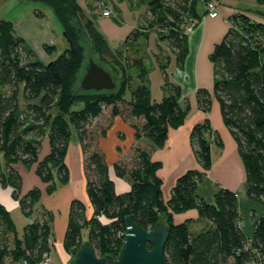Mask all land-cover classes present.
Listing matches in <instances>:
<instances>
[{
	"label": "trees",
	"instance_id": "1",
	"mask_svg": "<svg viewBox=\"0 0 264 264\" xmlns=\"http://www.w3.org/2000/svg\"><path fill=\"white\" fill-rule=\"evenodd\" d=\"M31 1L45 3L53 9L67 48L44 63L24 38L17 35L13 22L0 19V156L3 159L0 184L11 187L21 213L29 218L19 236L9 211L0 203V264H39L44 254L49 255L51 212L44 209L41 218L32 217L42 190L33 186L22 191L23 177L18 164L27 169L34 166L35 175L48 193L56 188L53 171L60 183H67L70 174L65 158L71 126L76 130L84 155L89 205L78 198L70 203L63 237L67 252L76 253L85 229L94 250L99 256L109 254L111 264L122 247L124 235L120 230L125 231L124 217L131 215L138 226L151 229L162 213L167 215L165 224L169 228L163 264H228L230 259L232 264H246L255 253L264 261V214L256 218L253 234L248 238L240 226L235 191L219 187L211 203L196 193L198 181L212 164L207 133L213 132L214 139L221 144L208 117L196 123L190 133L197 167L178 176L170 197L163 199L162 180L157 174L160 163L151 159L140 140L144 137L160 147L169 130L180 126L185 119L180 85L167 77L165 66H160L164 73V96L155 101L146 83L142 58L133 56L129 60L120 50L111 51L95 26L94 13L86 15L76 0ZM143 1L154 19L149 27L156 26L159 39L178 52L175 62L181 68L188 52L185 26L200 18L199 0ZM256 1L264 4V0ZM87 9L94 11L92 2L87 1ZM82 17L100 60L110 66L102 67L120 79L118 84L114 81L113 89L85 90L81 97L70 89L84 59L74 23ZM228 20V30L209 55L214 75L212 93L223 124L236 143L246 175V194L264 204V22L252 20L242 12L234 13ZM234 22L243 24L244 30L237 31ZM141 35L135 29L122 44L128 46ZM126 65L137 70L138 83L134 86ZM127 91L130 98L125 100ZM105 107H110L111 116L120 115L134 129L137 141L127 156L113 164L115 175L130 183V188L123 192H116L104 154L93 146L91 123ZM100 133H104V127ZM45 136L49 151L40 158L41 140ZM191 209L195 210L196 218L174 221L175 214ZM202 219L209 221L210 226L192 229L191 224ZM247 243L250 246L245 248Z\"/></svg>",
	"mask_w": 264,
	"mask_h": 264
},
{
	"label": "crops",
	"instance_id": "2",
	"mask_svg": "<svg viewBox=\"0 0 264 264\" xmlns=\"http://www.w3.org/2000/svg\"><path fill=\"white\" fill-rule=\"evenodd\" d=\"M76 1L77 4L83 9L86 15H90L92 13L95 14V26L97 27L98 31L102 34L105 41H107L108 46H110L111 48H117V46L120 47L122 45V42L125 41L130 35V33L135 29H138L142 32V35L137 39V41H149V38L154 41V46H149L147 48V55H143L144 57L141 55V57H143L144 63L150 62L149 71L147 72L145 79L150 89L151 97L155 101L160 100L164 96V73L156 61V55L160 51L159 49H169L166 45H163L160 41H158L157 35L153 31L146 32L148 36L145 39V30H142L139 25L147 13L146 3L143 0ZM87 1L94 3V5H97L98 8H103H100L98 11L94 10L93 12H89L87 9ZM31 2L38 1L17 0V3L15 5V15L19 16L18 18H16V20L19 22H15L12 18H10V20L14 24L17 35L23 37L26 42L29 41L28 37L30 36H39V39L41 41L42 39H46L45 41H49V44H45L43 42L41 47L43 49L44 55L50 57L51 55L48 54L47 50L45 49L48 45H53L54 41V39H52V35H50L49 33V27L46 28V31H44L45 34H43V32L40 31V29L42 30L43 27H41L39 24H37L39 25V27L33 26L32 28H28L24 24V21L30 18L31 15L33 16L37 14L38 16H41L42 19V16L45 15L44 10L46 9H43L44 7H42V5L39 4L38 6H35L31 4ZM40 3L50 8L55 16L53 9L49 5L42 2ZM258 8L261 7H259V3H257L256 0H220L217 6L218 15L217 17L211 18L205 14V6H203L202 8L197 7V12L198 15H200V18L198 19L196 25H194L192 31L187 33L188 52L183 64V68L179 69L177 66H175V58L173 57V55H171V69H169L170 71L167 70V73L170 75L171 81L181 86L180 103L182 107H184V102L182 100L183 98L186 97L190 100L192 98L194 99V95L191 98L188 96V93H195L196 89L199 87L208 88L207 81H210L209 70L210 67L213 68L212 63L209 59V55L212 52L214 46L219 41H221L226 31L228 30L230 26L228 20L229 17L237 12L251 14L250 10L256 11L258 10ZM105 9L110 10V15H102V11ZM55 18L57 19L56 16ZM109 42H111L112 45H110ZM64 47V49L67 48L66 45ZM49 49L53 50L52 47H50ZM33 51L36 54L35 49H33ZM195 105L196 102L194 104H190L191 109L186 114V117L180 126L169 130L167 138L165 139V142L162 146L154 147V145L144 137L140 140V144L146 149L150 150L149 153L151 159L160 163V167L157 171V174L162 180L161 187L164 200H168V198L170 197L172 186L174 185L178 176H180L188 169L197 167L194 149L190 143V133L192 127L196 123L202 122V120L208 116L201 112V110L197 109V106ZM105 110H107L106 116L108 119L107 124L102 125L104 127L105 134H98L95 138V144L97 148L104 154L105 161L108 165L109 176L111 179H113L115 183L116 192H123L130 188V183L127 180L119 178L115 175L113 170V164L118 159L125 157V155H128L126 153L122 155V150L125 148H129V153L132 143L136 141L134 138V129L127 122H125L120 115L111 116L110 107H105L102 113L99 115L100 117L102 116V114H105ZM96 118H94L93 120H95ZM96 126L98 127L100 125ZM42 140L43 149L41 151L42 155H40L39 151L40 158L44 157L49 151L48 138L45 136ZM142 142H144L145 145H143ZM83 159L84 155L79 140L78 143L72 145L71 143H69L65 158L66 163L69 167V181L65 184L61 183L59 186L56 187V189L58 188L60 192L53 199L58 203H60V201H64L65 204L68 205V210L70 202L74 198H80L85 201L86 196H83V188L84 186H86V177ZM0 161L1 164H3L2 155L0 156ZM70 161L72 162V164L70 163ZM18 165L20 166V171L23 177L22 191L30 189L33 186H38L41 188V193L44 197L49 196V194H47L45 191V184L42 183L39 178L35 175L34 166L27 169L21 164ZM221 167L225 170L228 168L227 172L223 174V176H225L226 181L219 184L221 185V187H226L235 191V187L238 184H240L241 182H245V178L241 176V169L244 170L242 163L240 164V167H227L224 162ZM0 203L9 211L10 215L13 210H20L18 199L12 196L11 187L3 186L1 184ZM47 207L49 208L50 212L54 209H52L50 205H48ZM186 218H196L195 210L191 209L189 211L174 215L175 222L183 221ZM27 220L29 222V218H26V221ZM200 222H202V220H197L193 223L197 224ZM208 226H210L209 221H207L205 225L203 224V226L199 229ZM68 261L69 255L67 254V257L64 260V264H68Z\"/></svg>",
	"mask_w": 264,
	"mask_h": 264
},
{
	"label": "rangeland",
	"instance_id": "3",
	"mask_svg": "<svg viewBox=\"0 0 264 264\" xmlns=\"http://www.w3.org/2000/svg\"><path fill=\"white\" fill-rule=\"evenodd\" d=\"M91 1H93V0H91ZM206 1L207 0H199L197 3V7L202 8L203 6H205ZM16 3H17V0H0V19L5 18V19L10 20V18H12L15 22H19L16 20V18H18L19 16L15 15L16 14V7H15ZM31 4H33L35 6H38L39 4L42 5V7H44L43 9H46V10H44L45 15L42 16L43 19L41 18V16H38L37 14H35L33 16L31 15L30 18H28L24 21V24L28 28H32L33 26L39 27V25H40L41 27H43L42 30L40 29V31H42L43 34H45L44 31H46V28L49 27V29H50L49 33H50V35H52V39H54L53 46H52L53 50L49 49L48 47L46 50H47V53L50 54L51 56L48 57V56L44 55L43 49L41 47L43 42L45 44H49V41H45L46 39H42V41H41L39 39L40 38L39 36H37V37L30 36V37H28L29 41H27L26 43H27V45H30L33 49H35L36 54H37L36 56L38 59H40L44 63H47L50 60L56 58V56L58 54H60L61 52L64 51V48H65L64 46L66 45V47H67V42L65 41V39L62 35V27L59 24V22L57 21V19L55 18L51 9L48 8L47 6H45L44 4H41L40 2H31ZM92 5H94V3H92ZM93 7H94L95 11H98L100 8L101 9L103 8V7L98 8L96 5H94ZM259 7H261V8H258V10H256V11L250 10L251 14H246V15H248L249 18L252 20L264 22V4H259ZM33 18L35 19V21ZM152 20H154V19L150 16V14L146 13V16L142 19V21L139 25V27L142 30H145V32H144L145 33V39L148 36V34L146 32L153 31L156 33L158 41H160L163 45H166V43L163 40L159 39V37H158L159 36L158 28L156 26L149 27L150 26L149 22H151ZM83 22H84L83 17H82L81 21L80 20L74 21L75 30H76V33L78 34L79 42L82 45L83 50H84V59L82 61V65H81L79 71L77 72V74L75 76V81L72 84V87L70 89L73 93H75L76 96H81V97L83 95H85V90L81 88L80 83H81V80H82V78L86 72V69L89 66V61L93 60L94 62L103 66L104 68H108V66H109L107 63H106L107 65L105 63L103 65V61L100 60L98 53L96 51V46L94 44V41L91 40L90 33L87 30V28L84 26ZM37 24H39V25H37ZM234 28L239 32H242L244 30L243 24L240 25V23H235V22H234ZM148 40L149 41H142V40L141 41H135L133 43L128 44V46L122 44L120 47L117 46V48H111L110 46L109 47L111 48V51H113V52H116L117 49L120 50L121 53H123V56L125 55L126 57H128L129 60H131V58L133 56L141 57V55L142 56L147 55L146 54L147 48L149 46L150 47L154 46V41H152L151 38H149ZM109 43H110V45H112L111 42H109ZM48 46H50V45H48ZM123 49H125V50L123 51ZM168 49L169 50L159 49L160 51L156 55V61L159 65V67L161 65L165 66L167 77L170 79V75L167 73V70L170 71L169 69H171V67H170V65H171L170 56L173 55V57L175 58V55H177L178 52L172 48H168ZM143 57H141L142 60H143ZM174 63H175V66H177L175 61H174ZM143 65H144V68L146 69V75H147V72L149 71V67H150V62L144 63V61H143ZM126 67H127L128 73H129L128 75L130 76L131 85L134 86L138 83L137 70L135 67H132V66L126 65ZM109 68H110V66H109ZM182 68H183V66L179 69H182ZM161 70H162V68H161ZM204 70H205V68H204ZM209 71H210L209 72L210 73L209 74L210 81H207L208 88L199 87L196 89V91L194 90L195 93H188V96L191 98L194 95L193 96L194 99L192 98L190 100L189 98L185 97L182 100L184 102V107H185V117H186V114L191 109L190 104H194L196 102L195 106H197V109L201 110V112H203L205 115L208 116V119L210 120V124H211L212 129L216 131L218 138L221 141V144L217 143V141L215 140L216 138L214 139L215 135L213 132L207 133L206 138L211 145L212 164H211V167L208 170V172L205 175H202V178L198 181L199 183L197 184V190H196V193L200 197H202L207 202L211 203L213 201V194L217 191V189L219 187H221V185H219V184L226 181L225 176H223V174H225V172H227V169H228L227 167H236V166L240 167L241 163H240V159L238 156L236 143H235L233 137L231 136V134L229 133V131L227 130V128L223 124V121H222L221 116H220L218 104H217V102L214 98V95L212 93V84H213V79H214L213 68L210 67ZM112 77L116 83L117 82L119 83L120 77L116 73L114 75H112ZM180 88H181V86H180ZM200 90H202L201 93H199ZM87 91L90 92V90H87ZM105 91H108V90H105ZM129 98H130V94L127 91V93L124 96V99L128 100ZM104 113L105 114H102L101 117L99 116L100 118L99 117L96 118L91 123L90 131H92V135L94 138L93 139V146H96L95 138L98 134H101L100 130L103 127L102 125L107 124V120H108L107 116H106L107 110H105ZM96 125H100V126L97 127ZM107 128H108V126H107ZM70 130H71V133H70L69 143H71V145L78 143V136H77L75 128L73 126H71ZM103 134H105V132ZM135 143H137V141H134L132 143V145H134ZM142 144L145 145L144 142H142ZM154 147H156V146H154ZM42 149H43V140L41 142L40 155H42V152H41ZM128 149L129 148L123 149L122 155L125 153L129 154ZM148 151H150V150L148 149ZM70 155H71V153H70ZM224 162H225V165H227V167H225V168H227L226 170L221 167V165ZM70 163L72 164L71 161H70ZM241 176L243 178H246L245 171L243 169H241ZM53 180L55 182L56 187L61 184L58 181L57 174L55 171H53ZM83 189H84L83 196H86L85 197V203L89 205V201L87 198V192H86V186H84ZM235 191H236V194L238 197V207H239V214H240V218H241V223L243 225V227H242L243 232H244L245 236H247L248 238H251V236L253 234L254 221L261 214H264V204L256 202L247 196L245 182H241L240 184H238L235 187ZM59 192H60L59 189L55 188L50 193L46 192L47 194H49V196H47V197H44L43 194L41 193V196L39 197L38 201L34 204L32 217L35 218L38 216L41 218V213L43 212L44 209H47L49 211V208L47 207L48 205H50L52 207V209L54 208L53 211H51V221H50V225H51V232H50V243H51L50 245L51 246H50V253H49L50 259H51L52 264H64V260L68 254L69 255L68 264H69L71 259L74 257V253L71 251L67 252L63 246V237H64L65 226L67 225L66 222H67V217H68L67 212L69 210H68V205H66L64 201H60V203H58L55 200H53L54 197L56 195H58ZM78 199H80V198H78ZM11 215H12L13 221L16 225L18 234H19V236H21L22 231H23V227L28 222V220L26 221V217L21 213L20 210H13ZM166 219H167L166 214L159 213L158 216L156 217L155 222L166 223L167 222ZM206 223H207V220L202 219V222H200V223H197V224L192 223L191 227L194 230H199V228H201L203 226V224L205 225ZM120 234L124 235L123 229L120 230ZM85 241L89 242L87 235H86V230L83 229L80 244L85 242ZM96 253L98 255L97 251H96ZM228 264H232L231 259L229 260Z\"/></svg>",
	"mask_w": 264,
	"mask_h": 264
},
{
	"label": "water",
	"instance_id": "4",
	"mask_svg": "<svg viewBox=\"0 0 264 264\" xmlns=\"http://www.w3.org/2000/svg\"><path fill=\"white\" fill-rule=\"evenodd\" d=\"M80 86L84 90L99 91L113 89L116 84L106 69L90 60ZM156 223L151 229H143L134 222L131 215H126L122 247L111 264H163L164 244L169 228L164 222ZM81 244L69 264H109V254L99 256L89 242Z\"/></svg>",
	"mask_w": 264,
	"mask_h": 264
},
{
	"label": "built area",
	"instance_id": "5",
	"mask_svg": "<svg viewBox=\"0 0 264 264\" xmlns=\"http://www.w3.org/2000/svg\"><path fill=\"white\" fill-rule=\"evenodd\" d=\"M220 0H207L205 3V8H206V15L214 18L217 17L218 11H217V6L219 4ZM110 10L106 9L102 11L103 16H108L110 15ZM198 20H191L186 26H185V33H189L192 31L194 25H196ZM240 226L242 227V223H240ZM250 244L247 243V246L245 248H248ZM39 264H52L51 259L49 255H43L42 260L39 262ZM246 264H264V261L262 258L259 256L258 253H255L251 256V259L246 263Z\"/></svg>",
	"mask_w": 264,
	"mask_h": 264
}]
</instances>
